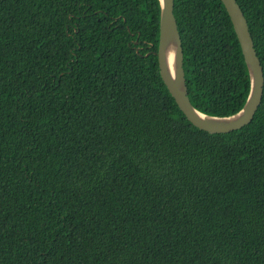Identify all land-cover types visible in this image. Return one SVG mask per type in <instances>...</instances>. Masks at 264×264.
Segmentation results:
<instances>
[{"label":"trees","instance_id":"trees-1","mask_svg":"<svg viewBox=\"0 0 264 264\" xmlns=\"http://www.w3.org/2000/svg\"><path fill=\"white\" fill-rule=\"evenodd\" d=\"M264 70V0H236ZM188 99L239 114L220 0H175ZM159 0H0V264H264V98L227 135L161 80ZM138 51V52H137Z\"/></svg>","mask_w":264,"mask_h":264},{"label":"water","instance_id":"water-1","mask_svg":"<svg viewBox=\"0 0 264 264\" xmlns=\"http://www.w3.org/2000/svg\"><path fill=\"white\" fill-rule=\"evenodd\" d=\"M220 1L233 23L250 78V94L245 107L239 114L226 118L204 115L190 104L183 70L182 42L173 13L175 0H159V42L156 56L161 80L187 122L210 135H227L248 127L264 98V70L244 12L236 0Z\"/></svg>","mask_w":264,"mask_h":264}]
</instances>
